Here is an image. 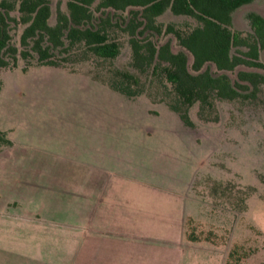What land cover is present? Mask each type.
<instances>
[{"label": "trees", "instance_id": "16d2710c", "mask_svg": "<svg viewBox=\"0 0 264 264\" xmlns=\"http://www.w3.org/2000/svg\"><path fill=\"white\" fill-rule=\"evenodd\" d=\"M253 1L68 0L67 10H59L51 25V0H0V70L16 68L19 58L25 70L88 63L94 80L128 100L146 95L164 103L192 128L189 113L196 104L203 122L219 120V102L264 116V16L249 14L246 33L233 28L235 11ZM167 10L193 23L160 22ZM166 37L176 42L177 52ZM125 40L131 60L118 67L114 61ZM12 145L0 131V150ZM211 190L216 196L228 194L235 211H246L248 193L230 195L222 182H214ZM187 238L201 240L190 232ZM248 255L236 246L226 264H243Z\"/></svg>", "mask_w": 264, "mask_h": 264}, {"label": "rangeland", "instance_id": "374dc122", "mask_svg": "<svg viewBox=\"0 0 264 264\" xmlns=\"http://www.w3.org/2000/svg\"><path fill=\"white\" fill-rule=\"evenodd\" d=\"M67 3L68 0H51V25L56 23L59 10H67ZM251 13L264 16V0H254L235 11L233 28L248 32ZM159 21L193 23L170 10ZM22 32V27L15 32L17 44ZM170 39L177 52L171 37L165 41ZM130 60L131 48L125 40L114 64L126 67ZM89 67L85 63L25 70V63L19 58L16 68L0 70V85L10 92L0 106V119L17 125V132L29 127L24 142L32 147L27 148L52 152L69 150L76 142L81 143L88 135L89 121L94 120L96 126L107 123L106 131L116 130L121 137L133 138V152H137L133 167L141 168L145 162L151 168L152 157L153 167L169 169L173 180L183 183L193 177L191 192L199 202L195 207L187 203L196 219L187 222V232L194 233L201 238L199 242L210 244L212 249L211 253L202 252L196 264H226L236 246L249 253L243 264H264V116L235 103L219 102V120L203 122L196 104L189 113L195 126L187 127L166 104L154 103L146 95L128 100L94 80ZM17 89L19 95L11 92ZM144 148L154 152L149 154ZM214 182L231 189L230 195L248 193L246 211H235L228 194L213 195ZM42 259L43 263L49 262L47 255Z\"/></svg>", "mask_w": 264, "mask_h": 264}, {"label": "crops", "instance_id": "0c3cea01", "mask_svg": "<svg viewBox=\"0 0 264 264\" xmlns=\"http://www.w3.org/2000/svg\"><path fill=\"white\" fill-rule=\"evenodd\" d=\"M7 93L2 87L0 106ZM1 119L13 145L0 150V264H196L211 253L187 239L196 220L187 203L199 202L193 177L173 180L152 157L151 168L133 167L130 136L92 120L69 150H31L29 127L17 132Z\"/></svg>", "mask_w": 264, "mask_h": 264}]
</instances>
